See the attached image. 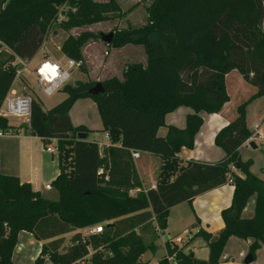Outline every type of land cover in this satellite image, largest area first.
Segmentation results:
<instances>
[{
  "label": "trees",
  "instance_id": "1",
  "mask_svg": "<svg viewBox=\"0 0 264 264\" xmlns=\"http://www.w3.org/2000/svg\"><path fill=\"white\" fill-rule=\"evenodd\" d=\"M119 11L116 0H0V42L31 59L54 23L69 31ZM89 36L68 34L60 46L66 57L81 60L83 72L82 46ZM126 44L143 46L145 64L126 63L120 78L100 81V94L87 93L96 81L76 80L62 88L66 96L51 108L32 102L30 133L44 145L55 139L57 146L60 171L50 184L56 198L0 172V264H13L20 231L41 242L31 264H44L46 257L53 264H139L146 250L155 251L171 207L228 181L234 188L229 207L221 210L224 226L219 233L199 229L181 247L166 240L167 257L174 255L176 264H217L230 236L251 238L252 257L264 247V181L250 171L252 161H243L239 153L264 117L261 112L248 124L249 104L264 99V0H153L147 21L113 30L107 47ZM12 58L0 51V103L13 80ZM232 72L242 86L254 90L236 106V114L227 116L231 96L226 78ZM87 97L95 101L111 144L76 138L89 130L73 125L69 111L76 100ZM180 106L192 110L185 127L166 125L165 115ZM201 112L221 113L228 120L214 137L224 156L182 166L176 154L182 147L193 148L203 123ZM0 126L16 128L4 118ZM161 126L167 128L164 137L157 135ZM142 153L160 159L154 187L144 188L136 169ZM235 163L241 175L231 168ZM251 198L253 214L243 217ZM95 224H102L103 231H81ZM196 236L207 242V260L182 250ZM167 257L159 263L167 264Z\"/></svg>",
  "mask_w": 264,
  "mask_h": 264
},
{
  "label": "crops",
  "instance_id": "2",
  "mask_svg": "<svg viewBox=\"0 0 264 264\" xmlns=\"http://www.w3.org/2000/svg\"><path fill=\"white\" fill-rule=\"evenodd\" d=\"M141 23L140 25H143ZM139 25V26H140ZM105 44V43H104ZM107 46V45H106ZM108 48V47H107ZM103 50L102 58H98L97 65L106 68H111L116 66L118 63H122V68L126 63L130 62H140L145 64L146 62V54L142 45H131L126 44L120 48H112L115 49L116 54L111 59H107L111 55V51ZM107 52L106 54L104 52ZM118 56V57H117ZM34 57V56H33ZM83 62L86 67V71L83 72L80 68L75 69L79 70L82 73L89 74L90 66L93 65V61H91L88 56L83 52ZM89 66V67H88ZM120 69V76L116 74L107 76L105 78H109L112 76H116L118 78L121 77ZM74 72V71H73ZM81 80V79H78ZM12 83V82H11ZM11 85V84H10ZM10 87V86H9ZM9 89V88H8ZM81 100H76L73 106L69 111V117L73 125H83L89 131H94L95 134H98L99 131L105 134L108 132L103 131V125L100 124L99 127L97 126H90L87 118L80 117L78 113V104H80ZM192 110L185 106H180L173 112H170L165 115L164 121L166 125H173L177 128H184L186 124V116L191 113ZM78 114V115H77ZM203 123L199 128L198 132L195 134L194 137V145L193 148L188 149L186 147H182L180 151L176 154L181 165L184 166L186 162L196 160V161H203V162H216L224 156V151L218 147L214 143V137L216 132L225 126L228 123V120L223 117L221 113H212L207 114L204 112L200 113ZM74 117V120H73ZM22 124L16 123L15 131L18 135L14 137H5L0 140H7L0 143V155L1 157H6L8 155L11 156V166L6 164L4 160L2 161L0 157V172L6 175H13L17 176L20 182H28L31 184L34 190L39 191L42 195H45L46 192L50 191L44 188V185L51 184V182L55 179L58 175L59 163L58 158L54 157V153L56 152H48L46 149L43 150V146H41V140L30 133V129L26 130L30 135H24L22 146L23 150L19 149V145H15L14 143L8 141L9 139L19 138L21 136V132L23 131ZM25 131V132H26ZM167 133V128L165 126L159 127L157 131V135L165 136ZM254 135V140L249 142H244L239 146V153L240 157L243 161L251 160L252 164L250 166V171L259 179L264 181V160L260 161L259 158H251L244 156V152L247 150V146L251 143L254 144L256 140H260L264 143V117L258 121V126L255 129V132L252 134ZM88 140V139H87ZM107 143H100V144H111L109 134ZM95 141V140H94ZM99 144L98 141H95ZM43 144V143H42ZM116 145H121V141L117 142ZM255 145V144H254ZM40 147V148H39ZM46 147V146H45ZM257 146L255 145L256 148ZM40 149V151H39ZM22 154H21V152ZM34 155L35 158V167L26 166L23 162V158L25 156L31 157ZM148 158L149 156H154L151 154L146 153ZM22 157V158H21ZM39 162V163H38ZM136 169L141 177L142 184L144 188L154 187L156 185V176L154 175L153 169H151V179H148L147 183L145 184L142 175L138 169L139 163L135 160ZM235 173L241 175L238 170H234ZM233 185L230 181L225 183L222 186L213 188L208 190L202 194L197 195L190 203L189 202H182L179 203L169 209V213L166 220V228L170 230L172 236L164 235L163 231L160 233V236L155 241L156 249H158V239L162 238V246H163V254L159 258V261L163 257H167L166 255V240H169L172 244L173 240L177 236H183L186 233H189L190 236H193L199 229L204 230L210 233L212 236H216L219 231L223 228L224 223L221 217V210L224 208L229 207L232 198L233 192ZM254 208V198H251L244 210L242 211L243 217H249L253 214ZM85 229V228H84ZM82 232L83 229L81 230ZM71 235L66 234L65 238L68 239ZM167 236V238H165ZM185 240L182 241V243ZM252 242L251 238L242 239L236 236H230L223 248L222 255L219 259L217 264H264V247L259 246V248L255 251L253 260L249 263H245V257L249 253V246ZM182 243L180 244H172L177 247H181ZM27 245H30V249H27ZM20 246V250L17 247ZM41 248V242L36 240L31 233L26 231H20L17 236V244L13 253L15 255H22L23 259L28 261L29 264L33 262L35 257L38 255ZM183 252L190 253L193 257L199 260H207L208 258V245L207 242L200 236L193 237L190 242L183 247ZM152 251V252H155ZM83 263V261L81 262ZM145 264L143 260V254L140 257L139 264ZM160 264V263H159ZM167 264H171L168 260Z\"/></svg>",
  "mask_w": 264,
  "mask_h": 264
},
{
  "label": "rangeland",
  "instance_id": "3",
  "mask_svg": "<svg viewBox=\"0 0 264 264\" xmlns=\"http://www.w3.org/2000/svg\"><path fill=\"white\" fill-rule=\"evenodd\" d=\"M116 1L119 5L120 11L118 14H116L117 16L115 17L113 15H110V18L108 19L86 24L84 26L76 27L69 31H64L60 29L57 23H54L47 37L43 41V47L41 46L36 52V54L34 55V57H32L31 65L36 64L38 61L42 59L48 58L49 55L59 60L60 62H64L66 56L60 51V46L64 38L67 37L68 34L76 36L82 32H88L90 36L86 40L84 45L82 46V56L84 52L88 56V58L91 61H93L92 63L93 65H91L89 68L90 73L85 74V73L80 72L79 70H74L68 82L70 84H73L78 79H81V81H85V80L102 81L106 79L105 77L113 75V74L120 76V69L122 68V63H118L116 66L111 67V68H106V69L97 65V61H98L97 59L98 58L103 59V55H102L103 50H108L106 44H104L101 40V34H107L109 32H112L113 30H119L122 28H126L127 26L128 27H138L141 23L143 22L145 23L147 21V8L149 7V5L152 3L153 0H116ZM131 45H135V44H131ZM109 50L111 51V55L110 57L107 58L108 60L111 59V57H113L114 55H118L116 54L115 49L110 48ZM236 75L237 74L235 72H232L226 78V85H227V88L229 89V94L231 96L230 102H229L230 106L226 109L227 116H233L234 114H236V106L242 101H244L246 98H248V96L254 90L251 86H248L247 84H245V86H242L240 82L238 81ZM29 79L31 81L30 82L31 86L33 87L35 91V97L38 100L43 110H47L51 108L52 106L60 102L62 99H64V97L66 96L65 92H63L62 90L56 91L51 96H46L39 90L33 78L29 77ZM250 89L252 90L250 91ZM78 100H81V101H80V104H78V113L80 115L78 114L77 115L80 117L87 118L90 126L99 127L100 124L102 123V120H101L100 113H99V110H98V107L95 101L92 98H88V97L79 98ZM248 109H249V116H248V124H249V122L251 123L254 119H256L255 115H258L259 113L264 112V99L261 101H256V102L249 104ZM73 120H74V117H73ZM9 122L10 124L14 125L22 121L18 118L12 117L9 119ZM27 126L28 125L26 126L22 125L23 131L21 132V136L19 138L8 140L14 143L15 145H19L20 150H23V146H22L23 136L30 135L26 131L28 130ZM87 139L89 141L95 140V141H98L99 143H102V142L107 143L104 133L101 131H99L98 134H95V132L92 130L89 131ZM5 141L0 140V143L2 144ZM254 144L257 147L253 148L249 144L246 148L247 150L243 153L244 156L251 157V158L252 157L259 158L258 160L263 161L264 160V143L261 142L260 140H256ZM41 146H43L42 148L43 150H45L46 145L41 143ZM53 155L55 158H58L57 152L54 153ZM149 157L151 158H148V156L145 153H142L141 158L137 160V163H139L138 169L142 175V178L145 184H148L147 180L151 179V174H150L151 169H153L154 175L156 176L157 168L160 162L159 157H156V156H149ZM1 158H2L1 159L2 161L4 160L6 164H9L11 166V160H12L11 156L8 157L7 155L6 157H4V159L3 157ZM23 159H24L23 162L25 163L26 166H30L31 168L35 167L34 155H32L31 157L25 156ZM44 196L55 199L56 192L53 188H51V190L46 192ZM97 225L99 224H95L87 228H91ZM87 228L83 229V231H85ZM163 233H164L163 237L164 235L172 236V233L170 232V230L164 229ZM162 241H163L162 238L158 239L157 243L159 246L155 252H152L151 250H146L143 253V260L145 261V264H159V258L163 254ZM27 249L28 250L30 249V245H27ZM12 261H13V264H29L28 261L23 259L22 255H15L14 253L12 255ZM140 264H143V263H140Z\"/></svg>",
  "mask_w": 264,
  "mask_h": 264
},
{
  "label": "built area",
  "instance_id": "4",
  "mask_svg": "<svg viewBox=\"0 0 264 264\" xmlns=\"http://www.w3.org/2000/svg\"><path fill=\"white\" fill-rule=\"evenodd\" d=\"M61 9L62 7H60V10ZM62 17V15H59V19ZM1 50L13 54V58L10 60V65L14 69V75L10 87L0 103V119L4 118L7 120L9 125H13L10 124L9 119L12 117L18 118L22 121V124H26L29 127L32 102L38 101L35 97V91L30 84L31 81L29 77L33 78L35 84L44 95L51 96L56 91L62 90V88L69 83L68 81L71 74L75 69L80 67L81 60L66 57L64 62H60L49 55L48 58L42 59L36 64L31 65L32 58H23L15 55L13 51L2 42H0V51ZM106 53L107 52H105V54ZM16 135H18V133L14 128H3L0 126V139L5 137H14ZM254 138V135H251L247 138L246 142L252 141ZM105 139H108L107 133L105 134ZM98 145L102 146L105 144L99 143ZM45 149L48 152H57L55 139L52 140V143L46 145ZM131 156L133 158L138 157V152L131 150ZM231 168L235 170L234 166ZM101 172L102 169H99V173ZM44 188L50 190L51 185L46 184L44 185ZM102 228V224H99L97 226L87 228L84 232L85 234L100 233L103 231ZM189 238L190 234L186 233L183 236H177L173 240V243L180 244L183 240ZM17 249L20 250V246H18ZM167 259L171 262V264H176L174 255L168 256ZM44 264L53 263L46 257L44 259Z\"/></svg>",
  "mask_w": 264,
  "mask_h": 264
},
{
  "label": "water",
  "instance_id": "5",
  "mask_svg": "<svg viewBox=\"0 0 264 264\" xmlns=\"http://www.w3.org/2000/svg\"><path fill=\"white\" fill-rule=\"evenodd\" d=\"M111 39H112V32H109L107 34H101V40L106 45L110 43ZM103 91H104V88L102 84L100 83V81H96V83L87 90V93L91 95H98ZM87 137H88V132L80 131L76 134L77 139L87 140ZM250 145L252 147H255V145L251 142H250ZM239 168H240V165L238 163H235V169H239ZM165 238H167V236H165ZM252 260H253V257L251 256L250 253H248L245 257V263H249Z\"/></svg>",
  "mask_w": 264,
  "mask_h": 264
}]
</instances>
